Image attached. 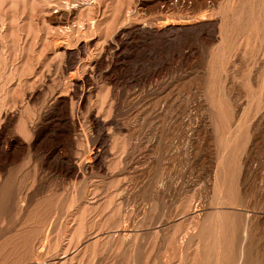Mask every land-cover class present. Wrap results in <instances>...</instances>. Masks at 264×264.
<instances>
[{
  "label": "rangeland",
  "instance_id": "1",
  "mask_svg": "<svg viewBox=\"0 0 264 264\" xmlns=\"http://www.w3.org/2000/svg\"><path fill=\"white\" fill-rule=\"evenodd\" d=\"M0 264H264V0H0Z\"/></svg>",
  "mask_w": 264,
  "mask_h": 264
},
{
  "label": "bare ground",
  "instance_id": "2",
  "mask_svg": "<svg viewBox=\"0 0 264 264\" xmlns=\"http://www.w3.org/2000/svg\"><path fill=\"white\" fill-rule=\"evenodd\" d=\"M241 257H242V255H241ZM241 263V262H240Z\"/></svg>",
  "mask_w": 264,
  "mask_h": 264
}]
</instances>
